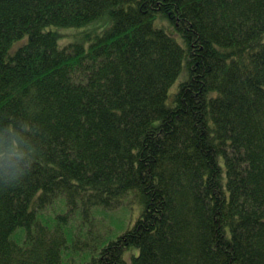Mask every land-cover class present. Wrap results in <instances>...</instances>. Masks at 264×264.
<instances>
[{"label":"trees","instance_id":"1","mask_svg":"<svg viewBox=\"0 0 264 264\" xmlns=\"http://www.w3.org/2000/svg\"><path fill=\"white\" fill-rule=\"evenodd\" d=\"M0 264H264V0H0Z\"/></svg>","mask_w":264,"mask_h":264},{"label":"rangeland","instance_id":"2","mask_svg":"<svg viewBox=\"0 0 264 264\" xmlns=\"http://www.w3.org/2000/svg\"><path fill=\"white\" fill-rule=\"evenodd\" d=\"M158 22H159L158 20L155 21V23H158ZM166 25H168V24L166 23ZM166 28H167V30H168V27H166Z\"/></svg>","mask_w":264,"mask_h":264}]
</instances>
